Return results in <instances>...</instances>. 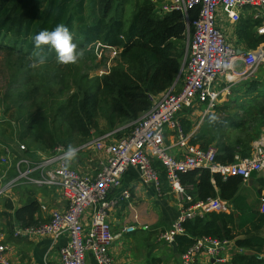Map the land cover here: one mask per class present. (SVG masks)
I'll return each mask as SVG.
<instances>
[{"label": "trees", "instance_id": "1", "mask_svg": "<svg viewBox=\"0 0 264 264\" xmlns=\"http://www.w3.org/2000/svg\"><path fill=\"white\" fill-rule=\"evenodd\" d=\"M161 9L162 3L152 0H0V53L16 60L11 65L16 72L12 81L14 87L10 90L16 92L21 102L18 106L22 107L21 114L25 111L22 103L36 104L42 92L45 96L48 94L49 87L64 85L56 53L51 48L45 50V65L40 69L29 67V57L34 51L33 37L41 30L51 31L63 23L71 31L73 42L79 49L87 50L95 42L121 49L123 65L115 68L109 77H103L100 84L107 99L106 110L108 103L110 128L123 129L117 132L119 138L129 132V125L151 109L149 96L169 90L177 82L183 67L184 46L190 39L189 28L181 12L161 13ZM198 16L199 9L190 12L191 21ZM263 24L262 19L243 18L240 21L238 31L250 50L264 45V35L255 32ZM53 66L58 67L54 72L51 70ZM263 68L264 64L256 72L257 77L246 84L248 92L256 97L254 104L245 109L244 117L236 113L235 98L231 99L216 106L190 139L192 145L202 150L214 146L217 149L216 162L220 164L234 163L236 156L250 157L253 143L264 135V77H259L264 74ZM21 75L25 76L24 80L19 79ZM182 80L183 74L178 85ZM64 88L60 89L61 93ZM239 90L234 89L231 97ZM6 98L10 100L11 95ZM2 103L6 104L5 101ZM41 104V110H45L46 104ZM103 104L104 100L94 87H80L67 103H60L57 116L66 122L63 123L68 125L67 128H76L78 135L89 141L91 132L97 128V116ZM26 120L37 127L35 140L41 146L38 149L50 151L57 146L69 147L63 139H57L46 113L30 114ZM181 122L185 134H190L191 121L181 118ZM233 131L242 135L229 142L226 135ZM153 166L159 172L163 191L170 189L164 166L157 160L153 161ZM180 182L193 199L187 206L220 198L231 203L233 210L230 213L211 212L183 223L185 233L175 239L178 255L185 254L197 239L203 237L234 241L238 248L264 252L261 202L252 201L245 193L241 177L231 176L225 180L209 169H199L180 174ZM257 183L264 190V178L258 179ZM7 206L13 209L11 204ZM38 208V204L31 201L16 209L15 218L24 227L37 226L35 214ZM233 264H264V261L237 255Z\"/></svg>", "mask_w": 264, "mask_h": 264}, {"label": "built area", "instance_id": "2", "mask_svg": "<svg viewBox=\"0 0 264 264\" xmlns=\"http://www.w3.org/2000/svg\"><path fill=\"white\" fill-rule=\"evenodd\" d=\"M162 3L161 13L181 12L189 28L182 86L179 87L177 81L169 90L150 95L151 109L129 125L127 135L119 138L118 130H115L74 147L77 155L85 151L104 154L97 173L72 168L71 163L65 162L64 153L68 148L64 146L50 151L33 149L18 137L12 142L0 143V198L20 186H34L55 189L68 201L65 210L50 211L48 223L29 227L18 225L13 231L15 238L50 237L53 244L66 238V243L58 250L59 264H87L89 254L98 264L113 263L109 251L117 237L112 231L109 215L118 201L130 199L131 193L125 189L118 199L111 194L120 188L124 174L131 167L138 169L144 184L160 191L159 172L153 166L154 160L159 161L166 169L173 192L182 199L178 220L159 236V240L168 245L185 233L183 223L187 220L230 210V205L220 199L187 206L193 199L182 186L180 174L209 169L225 180L236 176L247 182L254 174L264 173V138L255 142L250 157L236 156L234 163L220 164L216 162L217 149L214 146L202 150L190 144L191 135L185 134L179 120L180 113L187 107L191 110L204 107L205 115L213 111L221 97L231 95V89L237 82L255 75L264 64V48L240 55L225 32L217 27L220 10H225L230 22L236 24L241 21L243 9L256 13L264 11V0H162ZM196 9H199V16L191 21L190 12ZM256 16L258 18L259 15ZM258 32L264 35V27ZM98 49L108 52L113 59L121 55V49L101 42L93 43L87 51ZM223 77L229 86L221 88ZM168 132L175 138L174 144L166 142ZM173 148L178 150L177 154L171 152ZM260 201V211L264 213V196ZM42 210L48 211L44 206ZM135 231L137 227L127 226L122 232L130 234ZM229 246V240L197 239L183 254V264H195L200 255L221 263ZM11 249L5 232L0 230V264H12L9 258Z\"/></svg>", "mask_w": 264, "mask_h": 264}, {"label": "crops", "instance_id": "3", "mask_svg": "<svg viewBox=\"0 0 264 264\" xmlns=\"http://www.w3.org/2000/svg\"><path fill=\"white\" fill-rule=\"evenodd\" d=\"M241 14V20L246 18L253 20L262 19L264 21V11L256 13L251 9H243ZM256 15H259L258 18ZM239 23H231L227 17L226 11H219L217 27L227 34L229 42L233 47L237 51H252L247 48L244 40L241 38L238 31ZM262 27H264V24L255 29L258 35H260L258 30ZM259 48H264V45ZM241 68L242 67L239 66V69ZM182 74L181 72L177 81L181 78ZM237 85L238 84L232 87L231 95L233 90L237 88ZM178 86L181 87L182 82H180ZM227 86H229V84L226 78L223 77L221 80V88ZM231 95H224L221 99L223 98L222 100L227 101ZM185 110L187 111V108L179 115L180 121L181 118L184 117L182 114H187ZM204 110V107H200V111L204 112ZM192 111L195 112L194 110ZM193 112L191 116H195L196 112ZM209 114L201 118V124L199 125H195L194 122L191 121L193 124L192 132L189 134L191 137L196 134ZM187 120H190L188 116ZM121 130L123 129H118V131ZM127 134L128 132L123 136ZM263 138L264 135L260 139ZM166 142L169 145L175 143V138L170 132L167 133ZM254 144L255 143H253V148ZM171 152L177 154L178 150L173 148ZM104 158L105 156L103 153L94 154L85 151L76 156L71 162V167L83 172L97 173ZM260 178H264V173L257 174L256 177L243 184L245 193L249 195L252 201L260 200L264 196V190H262L257 183V180ZM162 188L163 187L158 191L154 186L144 184L140 179V172L138 169L131 167L124 174L123 183L120 188L112 192L111 196L117 199L125 189H128L131 193V198L128 200H119L117 206L109 215L112 231L117 237L109 251L113 261L112 264H183V255H178L176 253L177 249L175 250L172 244L168 245L159 240L160 234L170 229L178 220L182 206L181 197L174 193L172 188L164 189V191ZM31 201L36 202L39 207L35 214V220L38 224H44L50 221L51 210L62 211L68 206V201L62 193L47 187L20 186L13 192L1 197L0 230L5 232L7 242L12 247L9 254L10 261L12 264H59L58 250L60 246L66 243V238H61L53 244L50 237L15 238L13 235L14 229L18 225H21L15 218L16 209L24 207ZM227 203L230 205V210L227 213H230L233 210V206L231 203ZM9 204L12 205V210L8 208L7 205ZM42 206L46 207L48 211L42 210ZM127 226H135L137 227V231L130 234L123 233V229ZM145 227H148V229H145ZM237 255L251 256L258 261H264V252L257 253L252 250L238 248L234 241H230L229 248L226 250L225 254H223V262L219 263L215 261L214 258L200 255L197 256L195 264H233ZM86 260L87 264H98L90 254L87 255Z\"/></svg>", "mask_w": 264, "mask_h": 264}, {"label": "rangeland", "instance_id": "4", "mask_svg": "<svg viewBox=\"0 0 264 264\" xmlns=\"http://www.w3.org/2000/svg\"><path fill=\"white\" fill-rule=\"evenodd\" d=\"M158 1L162 3V0ZM132 9L133 7L131 8V11ZM225 35L228 38L226 33ZM189 40L190 39H187V42L184 46L185 56L183 59V66L187 61L186 55L189 46ZM83 51V58L80 59L75 65H62L57 60V63L60 65L58 71L59 74L63 76L64 85L57 87L52 86V88L49 87L47 89L48 94H46L45 96L44 92H42V95L38 97L36 104L32 102L22 103L24 107L23 109H25V111H22V114L20 111V108L22 107H18L19 103L21 102L17 99L16 92L14 90H10L11 87H14L12 81L15 80L14 76L16 72L11 69V65L15 64L16 60L14 57H9L4 53H0V143L3 144L10 140L12 142L18 137L23 143L33 147V149L41 148V146L35 140L37 127L35 125L29 124V122L26 120L28 119L30 114L34 116L39 113H46V115L50 119L51 127L57 139H63L67 142L68 145H71L73 147H76L86 142L78 135L79 132L76 128H67L68 125L63 123L65 121H62L61 117L57 116L59 114L58 108L60 103H67L70 100V97L77 93L80 87H94V89L99 92L100 98L104 100L103 109L97 116V128L91 132V138H98L103 135H106L111 131L121 129L120 127L117 129L110 128V114L108 111V103L106 110L105 104L107 99L104 97L100 84L103 77H109L115 68L123 65L121 55L118 58L113 59L108 52L101 51V49H98L97 51ZM56 68L58 67H51L52 72H54V69ZM262 71H264V68ZM257 75L258 73L249 77L246 80H242L237 85V89H240L238 93L236 95H233L232 97L230 96L228 100L226 99L227 101L222 100L223 98L220 99L217 105H224L228 103L231 99L235 98L236 106L234 107H237L238 109L236 113H238L241 117H244L245 109L249 108L254 104V99L256 97V94L248 92V87L246 84L249 82L250 79L256 78ZM259 77L263 79L264 74L259 75ZM19 79L24 80L25 76L21 75ZM63 87L65 88L63 89V93H61L60 89H62ZM7 95L9 97L11 95L10 100L6 98ZM16 100H18V102H16ZM3 101H5L6 104H3ZM41 102H44L46 104L47 107L45 110H41ZM191 109V107H187V111L185 110V113L187 114H182L184 115L182 119H187L188 116V118H190V120L188 121H193L195 125L201 124V118L205 115V112L200 111V108H195L193 109L196 112L195 113ZM192 112L195 113V116H191ZM67 123L69 124V122ZM240 135L242 134L233 131L229 132L226 135V138L227 141L233 142ZM1 154L2 150L0 147V156Z\"/></svg>", "mask_w": 264, "mask_h": 264}, {"label": "clouds", "instance_id": "5", "mask_svg": "<svg viewBox=\"0 0 264 264\" xmlns=\"http://www.w3.org/2000/svg\"><path fill=\"white\" fill-rule=\"evenodd\" d=\"M34 51L29 57V67L32 69L40 68L47 63L45 50L51 48L55 51L57 60L62 65H75L84 56V51L78 48L73 42V35L68 27L63 23L58 24L51 31L41 30L33 37ZM230 67V65H225ZM77 155V150L69 145L64 153L66 163H71Z\"/></svg>", "mask_w": 264, "mask_h": 264}, {"label": "water", "instance_id": "6", "mask_svg": "<svg viewBox=\"0 0 264 264\" xmlns=\"http://www.w3.org/2000/svg\"><path fill=\"white\" fill-rule=\"evenodd\" d=\"M238 53L241 55V54H243V51H238ZM182 70H183V67H182ZM182 70H181V72H182ZM180 75H181V73H180ZM172 246L176 250V243L175 242L172 243Z\"/></svg>", "mask_w": 264, "mask_h": 264}]
</instances>
